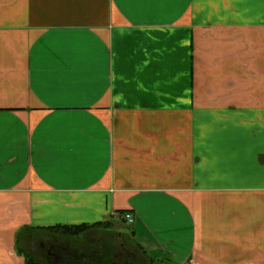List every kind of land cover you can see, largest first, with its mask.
<instances>
[{"label":"crops","instance_id":"0c3cea01","mask_svg":"<svg viewBox=\"0 0 264 264\" xmlns=\"http://www.w3.org/2000/svg\"><path fill=\"white\" fill-rule=\"evenodd\" d=\"M109 220L148 264H264V0H0V264Z\"/></svg>","mask_w":264,"mask_h":264},{"label":"rangeland","instance_id":"374dc122","mask_svg":"<svg viewBox=\"0 0 264 264\" xmlns=\"http://www.w3.org/2000/svg\"><path fill=\"white\" fill-rule=\"evenodd\" d=\"M109 221L110 230H95L92 228L77 236H66L60 235L58 233L55 234L46 232L35 235L28 241H25L24 239L20 240L18 247L23 251L24 254L32 256L39 264H49L46 254L40 250L41 241L59 239L75 244H89L93 241L98 245H101L103 247L101 248L102 252L104 251V253L108 256L113 255V253L116 251H124L125 249H129L131 252L133 251L136 256H139L141 261L143 260L144 262L146 259L143 258L142 254L131 242L129 233L130 227L128 224L125 222H119L117 220ZM118 231L121 232L118 233Z\"/></svg>","mask_w":264,"mask_h":264},{"label":"flooded vegetation","instance_id":"af4514ba","mask_svg":"<svg viewBox=\"0 0 264 264\" xmlns=\"http://www.w3.org/2000/svg\"><path fill=\"white\" fill-rule=\"evenodd\" d=\"M101 248L93 241L89 244L68 243L59 239L40 242V250L46 254L49 264H146L129 249L108 256Z\"/></svg>","mask_w":264,"mask_h":264},{"label":"trees","instance_id":"16d2710c","mask_svg":"<svg viewBox=\"0 0 264 264\" xmlns=\"http://www.w3.org/2000/svg\"><path fill=\"white\" fill-rule=\"evenodd\" d=\"M107 226H108V222L104 221V222H96L92 224L82 223L77 225H54L50 227H45V230H47L50 233H55V234L58 233L60 235L77 236L87 231L88 229L107 228ZM20 250L21 249H19V252ZM24 258H25V264H39L38 262L35 261V259L32 256H29L28 254H24ZM150 264L153 263L151 262Z\"/></svg>","mask_w":264,"mask_h":264},{"label":"built area","instance_id":"2783aa9c","mask_svg":"<svg viewBox=\"0 0 264 264\" xmlns=\"http://www.w3.org/2000/svg\"><path fill=\"white\" fill-rule=\"evenodd\" d=\"M122 218H123L125 221L129 222V223H131V222L133 221V217H132V215H131L129 212H124V213L122 214Z\"/></svg>","mask_w":264,"mask_h":264}]
</instances>
